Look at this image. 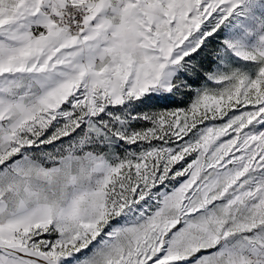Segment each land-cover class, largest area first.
<instances>
[{
	"label": "snow or ice",
	"instance_id": "1",
	"mask_svg": "<svg viewBox=\"0 0 264 264\" xmlns=\"http://www.w3.org/2000/svg\"><path fill=\"white\" fill-rule=\"evenodd\" d=\"M0 264H264V0H0Z\"/></svg>",
	"mask_w": 264,
	"mask_h": 264
}]
</instances>
